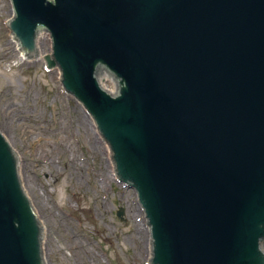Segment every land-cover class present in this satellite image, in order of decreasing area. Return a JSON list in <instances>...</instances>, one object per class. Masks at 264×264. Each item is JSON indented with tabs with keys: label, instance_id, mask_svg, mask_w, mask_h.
I'll return each mask as SVG.
<instances>
[{
	"label": "water",
	"instance_id": "water-1",
	"mask_svg": "<svg viewBox=\"0 0 264 264\" xmlns=\"http://www.w3.org/2000/svg\"><path fill=\"white\" fill-rule=\"evenodd\" d=\"M11 4L20 47L35 55L38 31L49 32L47 66L60 68L118 179L136 190L149 264H264V0ZM103 68L116 94L100 86ZM0 264H49L19 155L1 132Z\"/></svg>",
	"mask_w": 264,
	"mask_h": 264
},
{
	"label": "rangeland",
	"instance_id": "rangeland-1",
	"mask_svg": "<svg viewBox=\"0 0 264 264\" xmlns=\"http://www.w3.org/2000/svg\"><path fill=\"white\" fill-rule=\"evenodd\" d=\"M11 17L10 0H0V132L19 155L48 263L147 264L150 231L135 190L113 177L112 154L59 69L20 57ZM40 36L38 54L51 52L50 35Z\"/></svg>",
	"mask_w": 264,
	"mask_h": 264
},
{
	"label": "bare ground",
	"instance_id": "bare-ground-1",
	"mask_svg": "<svg viewBox=\"0 0 264 264\" xmlns=\"http://www.w3.org/2000/svg\"><path fill=\"white\" fill-rule=\"evenodd\" d=\"M11 8H12V4H11ZM14 13V11H12V14ZM39 39H38V43H39V40L40 41H42L41 40V38H42V36H40V37H38ZM12 41H13V44H14V46H15V49L18 51V53H19V55H20V57H23L24 58V54L22 53V50L19 48V44L17 43V41L16 40H14L13 38H12ZM91 115V114H90ZM92 116V115H91ZM94 129V128H93ZM2 134V133H1ZM3 135V134H2ZM4 136V135H3ZM5 137V136H4ZM6 139V138H5ZM7 140V139H6ZM8 141V140H7ZM8 143L10 144V142L8 141ZM103 143H104V145H105V148L108 150V156H109V159H110V157H111V149L109 148L110 146L107 144V142L106 141H104L103 140ZM19 171H20V161H19ZM115 172V170H114V168L112 169V175H113V177H116V178H118V176L116 175V173H114ZM20 177V176H19ZM21 180V179H20ZM120 182H122V183H124L125 185H126V182H124V181H120ZM128 187H129V185H128ZM131 187V186H130ZM149 224V223H148ZM150 226V225H149ZM149 226H148V228H149ZM149 248H150V245H149Z\"/></svg>",
	"mask_w": 264,
	"mask_h": 264
}]
</instances>
